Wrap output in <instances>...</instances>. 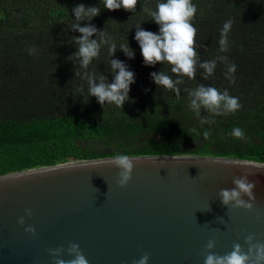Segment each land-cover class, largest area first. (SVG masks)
Instances as JSON below:
<instances>
[{"label": "trees", "instance_id": "16d2710c", "mask_svg": "<svg viewBox=\"0 0 264 264\" xmlns=\"http://www.w3.org/2000/svg\"><path fill=\"white\" fill-rule=\"evenodd\" d=\"M158 0H139L135 12L108 11L103 0H0V175L52 166L74 160L128 156L199 155L236 158L264 163V0H192L197 14L196 41L200 62L227 56L236 65L235 83L225 79L226 64L203 79L184 78L179 97L159 88L150 73L164 71L175 80L167 63L145 66L136 26L159 32V26L142 11L155 10ZM100 8L90 23L106 31L108 42L98 58L83 68L74 57V38L87 20L77 21L72 9ZM233 21L226 53L219 52L225 21ZM92 39H99L93 36ZM116 52L109 56V47ZM134 50L129 59L120 45ZM36 52L29 54V49ZM113 59L135 73L129 102L123 108L100 105L88 96L89 77L104 76L111 83ZM198 84L227 90L242 107L227 116H213L204 109L198 118L189 108L188 90ZM200 118L215 120L201 125ZM239 127L244 139L230 133ZM195 129V131H193ZM211 133L205 140L204 131Z\"/></svg>", "mask_w": 264, "mask_h": 264}, {"label": "water", "instance_id": "95a60500", "mask_svg": "<svg viewBox=\"0 0 264 264\" xmlns=\"http://www.w3.org/2000/svg\"><path fill=\"white\" fill-rule=\"evenodd\" d=\"M119 187L114 157L74 160L0 175V264H53L49 249L77 243L89 264H204L205 246L225 255L248 235L264 244V163L199 155L129 156ZM255 183L251 211L219 197L234 177ZM247 199V197H245ZM31 209L32 216L25 215ZM35 226L26 233L17 221ZM63 259H71L65 251Z\"/></svg>", "mask_w": 264, "mask_h": 264}, {"label": "clouds", "instance_id": "9594fccd", "mask_svg": "<svg viewBox=\"0 0 264 264\" xmlns=\"http://www.w3.org/2000/svg\"><path fill=\"white\" fill-rule=\"evenodd\" d=\"M139 0H103V8L108 11H116L123 8L128 12H135ZM100 8L96 6L85 7L83 4L77 5L72 9V13L77 21L87 20L89 23L81 27L79 24H73L75 31L80 33L75 37V43L78 45V51L74 57L69 59H78L80 66L87 68L94 59L98 58L101 51V45L108 42L106 31L98 30L90 21L100 15ZM142 11L146 12L152 20L159 26V32L144 30L140 25L136 26L135 40L139 44L140 52L143 57L145 66H155L156 64H165L171 66V73L178 77L173 79L172 75L164 71L152 72L150 77L159 87L170 90L180 95L178 85L184 83V78L195 80L197 70H203V79L207 80L214 75L218 62L226 64L225 79L235 83L236 65L227 62V56H217L212 60L200 62V56L197 48V28L193 20L197 14V6L192 0H158L155 10L144 6ZM233 25L231 19L224 22L220 40L219 52L226 53L228 48V33ZM99 36V39H92L93 36ZM120 50L132 59L135 52L127 42L120 45ZM109 56L116 52V43L113 41L108 49ZM36 52V48L29 49V54ZM111 68L115 72L114 79L111 83L106 82L104 76L99 77V83L94 76L89 77L88 96L95 97L100 105L114 104L123 108L126 102H129L130 86L135 83V73L129 70L128 66L117 59L110 61ZM189 96V108L200 117L201 109H204L213 116H227L240 110L242 105L239 98L231 96L225 89L221 91L214 86H205L198 84L194 90L185 89ZM201 125L214 124L215 120L200 118ZM195 131V129H193ZM211 133L204 131V139H209ZM236 139H244L245 133L239 128H233L230 133ZM113 166L119 169V187H126L132 179L134 168L133 158L128 155L117 154L113 160ZM232 188H221L218 191V197L221 203L228 209H244L251 211L254 207L256 197L254 194L255 183L250 182L248 175L234 177ZM247 197V199H245ZM25 215L29 218L32 216L31 209L25 210ZM17 223L25 226L24 217H20ZM26 233L32 236L36 235L35 226L24 227ZM255 237L248 235L245 238V244L249 245L247 252L244 251L240 243L232 246V251L225 255L216 254L213 249L216 246V239H210L204 249V264H264V244L253 243ZM71 259L62 258L64 252ZM49 255L53 258V264H89L88 259L82 253L79 244L70 243L68 248L49 249ZM150 256L145 252L133 264H148Z\"/></svg>", "mask_w": 264, "mask_h": 264}]
</instances>
